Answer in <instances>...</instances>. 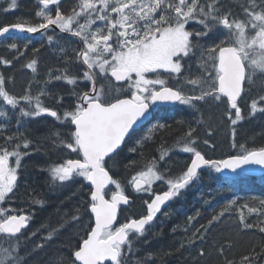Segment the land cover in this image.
<instances>
[{
    "label": "snow or ice",
    "instance_id": "obj_1",
    "mask_svg": "<svg viewBox=\"0 0 264 264\" xmlns=\"http://www.w3.org/2000/svg\"><path fill=\"white\" fill-rule=\"evenodd\" d=\"M38 4L42 7L36 12V17L42 22L35 26L27 21L6 25L0 27V36H6L12 30L46 33L53 26L61 33H70L78 38L81 45L73 50V55L85 70L82 77H77L69 75V69L65 68L52 79L73 86L78 79H83L92 82V87L83 92L75 89L71 92L74 103L63 110L62 118L57 110L44 106L41 100L47 94L44 89L36 96L30 90L19 97L11 95L6 90L7 81L3 74H0V98L5 105L19 108L18 127L24 118L47 114L68 129L64 134L66 138L60 139V146L70 150L76 158L63 159L50 166L48 171L53 182L61 184L79 178L81 190H86V198L77 208L78 215L73 217V222L80 224L84 217L88 220L81 225V238L72 245L74 250L67 258L70 264H130L128 256L133 237L146 234L162 207L198 180L202 170L206 169L209 175L231 173L225 180L232 183L240 170H251V166L264 168V145L248 148L235 141L236 126L245 119L239 106L245 85L251 86L257 77H264V0H242L238 5L239 11L226 6L223 0H79L71 14L62 11L59 0H38ZM50 5H56L54 14L48 10ZM15 7L17 0H11L9 8ZM81 19L83 23H80ZM190 22H195L198 27L189 30ZM222 30L224 35L219 39H210ZM54 38L53 35L47 36L49 42ZM8 47L16 56L12 60L0 57V64L11 65L25 54L16 42ZM27 47L29 44L25 43L24 48ZM33 51L36 53L39 49ZM196 53H199V74L195 78L184 76L185 60ZM36 65L37 60L32 59L26 66L35 72ZM181 77H184L183 82ZM113 78L116 82H123L125 87L113 89ZM99 79L108 81L107 89L95 87ZM170 82L172 86H169ZM188 85L192 86L193 92L198 89V94H186L184 89ZM198 102L221 109V120L230 121L233 150L218 159L208 157L199 150V142L195 139L197 129L187 122L188 132L178 141L182 144V151L190 154V162L186 163L182 174L175 178L166 177L153 160L144 164L142 170L134 171L125 183L118 168L114 169L109 162L115 163V158L133 133L145 125H149L148 133L170 127L156 117L164 105L178 103L199 111ZM57 103H62V98ZM260 105H264V95L251 100L249 115L264 112ZM6 115V111L0 110V117ZM179 123L186 122L181 119ZM195 123L199 125L202 122L196 120ZM6 130L7 126L0 124V133ZM60 135L57 133L58 139ZM3 139L5 143L0 144V205L14 192L22 159L30 154L21 151V147L28 149L31 144L22 133ZM149 139V134L141 136L129 152L139 151L143 157L141 150ZM14 140H22L23 144L16 143L10 149L9 145ZM204 144L207 145L208 141L205 140ZM12 158L14 166L10 163ZM160 159L163 160L164 156ZM137 166L138 160H129L124 165L125 175ZM157 181H165L167 190L155 191L153 184ZM110 186H115V190H111L109 195ZM129 186L136 193H147L150 199L145 201L146 214L121 223L118 210L121 205L130 204L126 194ZM32 203L43 204L39 199ZM236 203L235 200L229 201L222 212L208 222L209 227L202 226L203 235L201 229L194 235L201 240L206 239L213 222L221 219L223 213ZM259 204L264 208V200ZM243 207L250 214L258 211L247 203ZM31 218L22 210L0 206V234H7L17 241L7 247L0 246V264H24L23 258L19 257L18 237ZM188 219L191 222L195 217ZM245 220L243 212H240L244 229L256 227ZM258 231L264 234V222ZM52 235L49 233V241ZM41 247L43 245L37 246L38 249ZM211 247L218 257H224L223 264H264V235L239 261L227 258L226 249L231 247V243L221 244L218 248L213 244ZM199 255L204 256L205 251L202 249ZM56 264H65V259L62 257ZM136 264L140 262L136 261Z\"/></svg>",
    "mask_w": 264,
    "mask_h": 264
},
{
    "label": "trees",
    "instance_id": "obj_2",
    "mask_svg": "<svg viewBox=\"0 0 264 264\" xmlns=\"http://www.w3.org/2000/svg\"><path fill=\"white\" fill-rule=\"evenodd\" d=\"M6 9L7 11H5ZM25 10H27L26 6L21 0L17 2V7L14 9H8L5 2L0 1V27L7 23L21 21L22 17L25 18ZM36 39L29 40L27 37H23V34H8L0 39V57L14 59L16 53L8 47L13 42L18 43L25 53L22 58L15 59L14 63L9 66L0 64V71L7 81L6 90L17 97L23 95L24 92L22 91L25 90V84L31 80L32 76L51 74L47 68H60L62 71L68 68V73H71V67L67 64L53 65L57 59L65 61L73 58L72 48L65 39H62L61 44L58 45L54 44L53 41L49 42L47 39L39 42ZM25 43L29 44L26 49L24 48ZM49 44L51 45L49 46ZM45 47H48L47 51L44 49ZM34 49H39V51L34 53ZM61 49L64 51L62 52ZM32 59L37 60L35 72L32 69L28 71L26 66V60L31 61ZM8 74L12 80L8 79ZM10 80L14 81L12 83L13 89L9 86ZM56 92L58 93V91ZM0 110L7 113L6 117H0V124L7 126V130L0 133V144H4L3 137L14 134L15 116L19 111L18 108L13 109L11 106L5 105L2 98H0ZM196 120H198V116L191 119L192 127H194ZM205 123L211 127L210 129L218 125L216 119L212 121L207 119ZM186 124L188 123L186 122ZM225 124L230 129V136H225V144L222 139L220 145L222 148L217 145L220 138L217 136L218 134L212 135L210 132L211 144L216 145L214 152H212L214 153L213 158L222 157L233 150L230 121H226ZM183 125L167 129V133L160 140H166L172 135H176L182 130L181 126ZM235 141L238 144H245L248 148L264 145V113L255 115L249 121L237 124ZM152 149L149 151L151 156L155 152V148ZM161 164L162 169L168 170L169 166L173 167L176 162L168 164L166 161H162ZM46 166L48 165L39 162V160L23 157L20 167L22 176L20 184L27 176L30 178V182H27V187L19 185L15 196L13 195L14 201L11 205L13 208L23 212L34 210V223L40 221V225H37L39 227L30 232L37 233L34 237L30 236L27 241L22 235L18 237L19 257L23 258L24 264H30V260L32 261L31 264H56L62 257H67V254L62 252L64 250L61 246H66L68 242H73L75 239L78 241L81 238V224L74 223L73 217L78 215L77 208L82 199L78 194L66 196L67 192L62 193L65 189L59 194L53 191ZM236 176L237 179L229 183L226 182L225 176H221L219 173L209 175L206 169L203 170L198 180L191 183L186 191L172 200L170 209L164 217V222L159 224L161 230L157 232L148 230L143 237L136 239L139 241V246H136V242L135 245H132L128 256L130 264H136V261H139L140 264H223L224 257L217 256L216 251L211 247L213 244L218 248L221 244L231 243V247L226 249L228 259L239 261L242 256L249 254L252 246L258 243L260 237L264 235L258 231V227L264 222V208H261L259 204L261 200H264V173L249 175L238 172ZM35 199L41 200L42 206L33 204L32 201ZM232 200L237 203L224 212L221 219L213 222L210 231L207 232L206 239L201 240L194 235L198 229H201V235H203L202 226L204 228L209 227L208 222L212 217L220 214L225 205ZM245 203L249 207H256L258 211L248 213L247 208L243 207ZM240 212H243L246 217V223L254 224L256 227L244 229L240 222ZM189 217H195V219L189 222ZM52 229L60 230L62 233L56 235L57 239L52 235L49 241L48 236L44 238L42 235L46 230ZM8 239L4 234H0V246L5 244L7 247L9 243L15 244L17 242L16 239L11 238L10 241ZM38 245H43V247L38 249ZM202 249L205 251L204 256L199 255ZM66 250L70 253L72 251L71 246L70 248L67 247Z\"/></svg>",
    "mask_w": 264,
    "mask_h": 264
},
{
    "label": "flooded vegetation",
    "instance_id": "obj_3",
    "mask_svg": "<svg viewBox=\"0 0 264 264\" xmlns=\"http://www.w3.org/2000/svg\"><path fill=\"white\" fill-rule=\"evenodd\" d=\"M78 2L79 0H59V6L61 7L62 11L65 14H71L73 7ZM24 5L26 6V9H27L24 11V16L27 20L34 19V20H37V23L42 22L40 18L36 17V12L40 10V8L42 7L38 4V0H26ZM55 9H56V5H50L48 10L54 14ZM32 25L34 26V24ZM188 28L189 30L195 29L193 27H190V25H188ZM50 32L55 37L53 40L54 44H57V45L61 44L64 33L59 32V29H56V28L49 29L46 33L41 32L37 36H33L30 34L28 35L30 37H39L37 40L40 41L47 33H50ZM65 36L68 39V42L70 43L72 50L77 49L81 46L79 44L78 38L72 36L70 33H66ZM216 36L214 37L215 39H216ZM44 38L47 39V36ZM50 45L51 44H49V46ZM47 48L45 47L44 49L47 51ZM63 61L64 60L57 59L54 61L53 65L58 64V66H61V64L63 63L67 64L68 66L71 67V73H68L69 75H75L77 77H82L84 69L81 67L80 62L76 61L75 58H72L69 60L66 59L64 62ZM186 68L187 70L184 71V74L187 72L188 75H191L192 78H195V76H193L192 74L193 70L190 74L189 69L191 68L188 66H186ZM30 70L31 69L28 68V71ZM47 70L51 72V74L32 76L31 80L29 82L27 81V84H25L24 94L26 91L30 90L31 94L33 96H36L37 94L41 92V89H44L47 93L46 95L41 97V100L44 106L57 110L62 118L63 110L68 105L74 103V100L71 96V92L74 89L79 92L87 91L92 87V82L84 81L83 79H78V82L75 86L69 85L65 81H63V83L61 84L62 80H55V79H52V77H54L55 75H60L62 70L60 68L58 69L57 68H53V69L47 68ZM183 79L184 77H181V82H183ZM49 80H51V82L46 83V81H49ZM34 83H36V85H34ZM61 85H63L62 86L63 88L61 87ZM107 85H108L107 80L99 79L96 82L95 87L98 89L101 87L107 89ZM112 86H113V89L117 87L119 88L125 87L123 82H116L114 78L112 79ZM169 86H172L171 82ZM56 91H58V93ZM184 91L186 92L185 89ZM112 94L113 95L116 94L114 90ZM61 98H62V103H57V101L61 100ZM239 106L243 110L245 103L240 102ZM197 112L199 111H196L195 109H192L191 107H188V106L180 105L178 103L174 105H164L160 107L156 113V117L161 123L167 124L170 127L159 128L157 130L152 131L151 133H148L149 125H145L143 128L138 129L135 133H133L131 138H129L127 143L123 146V149L120 155L115 158V163L110 161L109 162L110 165L114 169L118 168L119 175L121 177H124V179H126V178H130L131 175L134 174V171L142 170V166L145 162H149L153 160H155L156 163H161L162 161H166L168 164L172 162H176V164H180L181 162H184L185 164L181 163L180 165H176V167L174 168L169 166L170 170L168 169L166 170V172H164V174H166V177L174 175V177H171V178H175L176 176L182 174V171L186 168V162H187L186 159L190 157V154L184 153L182 151V144H179L178 141L184 138L185 134L188 132L189 124H186V123H183L185 125L182 124L183 125L181 126L182 130L176 135H174L176 138L172 135L171 138H168L166 140H160V139L167 133L166 132L167 129H170L174 126L181 125L179 123L181 119L185 122H191V119L197 116L196 115ZM17 120H18V117L15 118L16 123H17ZM23 121H24V123L22 124L23 134L25 133L24 138L31 142L30 147L28 149L22 150V151H27L28 153H30L29 155L24 156L25 159H27L28 157V159L30 160L31 159L39 160V162H42L44 164H49V167H50L56 163L62 162L63 159L76 158L75 155L70 152V150H67L60 146V139L66 138L64 134L68 131V129L63 123L58 121L56 118H53L47 114H42L35 118H31V117L24 118ZM24 126H25V129H24ZM57 133L61 134L59 139L57 138ZM145 134H149L151 136V139L145 142L144 147L141 150L143 152V157L140 156L139 151L137 153H130L129 148H131L135 144V142L139 140L140 137L144 136ZM199 135L201 136V133H199ZM195 139L198 140L199 148L201 149V151L205 152L206 149H203L202 147H200L202 142H204L205 140L200 139L197 136L195 137ZM210 145L208 144V147H210ZM152 148H155V152L153 156H151V154H148L149 151L153 150ZM214 150L215 148L212 149L211 151L213 152ZM162 155L164 156L163 160L160 159ZM129 160H138L139 166H137L134 170H129L127 172V175H125L124 165L127 164ZM49 176L51 180L50 184H52L51 189L55 191L56 193H60L64 189L65 190L62 193L67 192L72 195L75 194L76 192L78 193V192L86 191V190L85 191L81 190L79 186V182L82 183V181L79 178L73 181H69V182L61 184L58 181L53 182L50 171H49ZM27 182H30V178H28V176L22 180V183L20 185L27 187ZM63 186H67V187L63 189ZM161 189L167 190L166 182H163ZM130 195H132V197L135 198V195L133 194H130ZM85 198L86 196L82 197L81 199L84 200ZM144 212H145V209H144ZM140 213H137V212L127 213L124 221ZM163 215H164V211L157 217V219L153 221V223L154 222L157 223ZM85 219L87 222L88 217H85ZM151 229L153 232H157L161 230V227L160 225H156Z\"/></svg>",
    "mask_w": 264,
    "mask_h": 264
},
{
    "label": "rangeland",
    "instance_id": "obj_4",
    "mask_svg": "<svg viewBox=\"0 0 264 264\" xmlns=\"http://www.w3.org/2000/svg\"><path fill=\"white\" fill-rule=\"evenodd\" d=\"M240 2H242V1H240ZM239 2V3H240ZM229 7H231L234 11H239V8L238 7H232V5H230ZM27 61V60H26ZM187 62H188V59H186L185 60V62H184V64H185V67H186V65H187ZM197 63V62H196ZM190 68L191 69H189V73L191 74V72H192V70L194 71V72H196L197 73V70H198V67H194V65H192V66H190ZM1 74H2V72H0ZM184 76H189L188 75V73L186 72L185 74H184ZM8 78H10L9 77V74H8ZM12 80V79H11ZM10 80V81H11ZM14 82V81H13ZM12 81L10 82V88L11 89H13V83ZM185 90H186V94H189V95H193V94H198V89L195 91V92H193L192 91V86L191 85H188V87H185ZM250 90H251V93H254V94H256V97L258 98V96H260V95H264V77H257V80H256V83L255 84H253V85H251L250 86ZM23 92V91H22ZM261 92H263V94L261 93ZM23 94V93H22ZM250 98V94H249V90L247 91V93H245V95H244V98ZM22 107H25V108H27V105L26 104H22L21 105ZM199 107V108H198ZM260 107H264V105H260ZM197 108L199 109V112H197L196 113V115L198 116V120H200L202 123L201 124H194V127L197 129V137H199L200 139H203V140H207V134L209 133V132H211L212 133V135L214 134V133H216V134H218L217 136H219L220 138L218 139V141H217V145L219 146V148H222L220 145H221V141H222V139H223V142H224V144H225V141H224V139H225V136H230V131H229V128L227 127V125L225 124V122H226V120L225 121H222L221 120V109H219V108H217V107H215V106H212V105H210V104H205V103H203V102H198V104H197ZM18 111H19V108H18ZM19 116H20V112L19 113H17L16 114V116H15V118L16 117H18L19 118ZM207 119H209V120H214V119H216V121H217V127H215V128H213V129H210L211 127H209V125H207L205 122L207 121ZM247 121H249V119H247ZM24 123V121L22 120V122H21V124L19 125V127H18V125H17V123L15 124V126H14V129H13V132H14V134L13 135H19L20 133H22L23 134V124ZM223 128V129H222ZM24 129H25V126H24ZM211 130V131H210ZM201 132V134H203V136L201 135H199V133ZM36 133H38V132H36ZM25 135V133L23 134V136ZM38 138H39V136H38ZM16 142L17 143H20L21 145L23 144L22 143V140H14V141H12L11 142V148L12 147H14V145L16 144ZM207 145L206 144H204V142H202V144H201V146L200 147H202L203 149H214V147L212 146V145H210V147H206ZM21 149L22 150H24L23 149V147H21ZM199 150H201L200 148H199ZM28 158V157H27ZM46 165H48V166H46L47 168H49V164H46ZM48 176H49V171H48ZM50 177V176H49ZM49 181H51V180H49ZM157 183H159L160 184V181H157V182H154V184H153V187L154 186H156L157 185ZM146 195H148V194H146V193H142L141 195H139L138 197L140 198L139 200H141L142 198H143V196H146ZM5 207V206H4ZM136 208V206H134V207H132V209H135ZM85 217H84V219L82 220V222L81 223H83V222H85ZM54 226V225H53ZM37 227H39V226H36L35 225V228H37ZM53 231H55V230H57V229H52ZM49 233H52V234H54L52 231H48V230H46V232H44V234L42 235V236H44V238L45 237H47L48 235H49ZM31 234L32 233H29L26 237H23V238H29L30 236H31ZM41 236V235H40ZM39 238V237H38ZM56 241V240H55ZM59 241V240H58ZM66 241H68V240H66ZM70 241V240H69ZM58 243V242H57ZM60 244V243H59ZM60 245H62V244H60ZM72 245H74V243H72V241H70V242H68L67 244H66V246H61L62 247V249L64 250V251H62V252H64L65 254H67V257L66 258H64L65 259V264H67V258H68V256H69V252L66 250L67 249V247H69L70 248V246H72ZM2 247H6V245H4V246H2ZM29 263L31 264L32 263V261L30 260L29 261Z\"/></svg>",
    "mask_w": 264,
    "mask_h": 264
},
{
    "label": "water",
    "instance_id": "obj_5",
    "mask_svg": "<svg viewBox=\"0 0 264 264\" xmlns=\"http://www.w3.org/2000/svg\"><path fill=\"white\" fill-rule=\"evenodd\" d=\"M9 33H18V32L15 31V30H12ZM34 34H36V33H34ZM240 171H244V172L249 173V174H261V173L264 172V168H261L260 166H251V170H249V169L246 168V169H243V170H240ZM221 174L222 175H226V176L232 175L231 173H228V172L221 173ZM123 206H125V205H123Z\"/></svg>",
    "mask_w": 264,
    "mask_h": 264
},
{
    "label": "bare ground",
    "instance_id": "obj_6",
    "mask_svg": "<svg viewBox=\"0 0 264 264\" xmlns=\"http://www.w3.org/2000/svg\"><path fill=\"white\" fill-rule=\"evenodd\" d=\"M26 62H27V64L29 63L28 60H27ZM6 66H9V65H6ZM0 72H1V71H0ZM45 72H46V71H45ZM23 88H24V87H23ZM19 90H20V89H19ZM24 91H25V90H24ZM24 91H23V92H24ZM23 94H24V93H23ZM198 108H199V107H198ZM189 121H190V120H189ZM187 126H188V125H187ZM187 126H186V127H187ZM222 129H223V128H222ZM168 134H169V133H168ZM2 136H3V135H2ZM173 136H174V135H173ZM174 137H175V136H174ZM175 138H176V137H175ZM0 139H1V138H0ZM173 140H174V138H173ZM16 143H17V142H16ZM161 145H162V144H161ZM160 147H161V146H160ZM32 152H33V151H32ZM39 153H40V152H39ZM150 153H151V152H150ZM158 153H159V152H158ZM148 154H149V153H148ZM153 154H154V153H153ZM39 158H40V157H39ZM174 163H175V162H174ZM184 164H185V163H184ZM39 165H40V164H39ZM32 167H33V166H32ZM39 167H40V166H39ZM182 167H183V166H182ZM47 169H49V168H47ZM45 172H46V171H45ZM201 172H202V171H201ZM201 172H200V173H201ZM43 174H44V173H43ZM223 185H224V184H223ZM50 196H51V195H50ZM64 200H65V199H64ZM71 201H72V200H71ZM55 206H56V205H55ZM177 206H178V205H177ZM52 210H53V209H52ZM201 211H202V210H201ZM193 213H194V212H193ZM191 216H192V215H191ZM151 244H152V243H151ZM139 248H140V247H139ZM151 249H153V248H151ZM146 250H147V249H146ZM146 250H145V251H146ZM45 252H46V251H45Z\"/></svg>",
    "mask_w": 264,
    "mask_h": 264
}]
</instances>
